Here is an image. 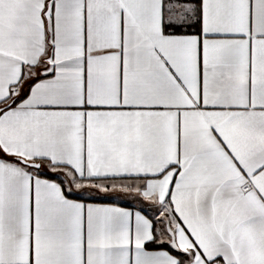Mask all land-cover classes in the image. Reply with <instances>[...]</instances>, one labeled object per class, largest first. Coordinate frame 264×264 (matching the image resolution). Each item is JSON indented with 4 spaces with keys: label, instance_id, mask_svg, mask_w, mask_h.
I'll use <instances>...</instances> for the list:
<instances>
[{
    "label": "snow or ice",
    "instance_id": "snow-or-ice-1",
    "mask_svg": "<svg viewBox=\"0 0 264 264\" xmlns=\"http://www.w3.org/2000/svg\"><path fill=\"white\" fill-rule=\"evenodd\" d=\"M0 264H264V0H0Z\"/></svg>",
    "mask_w": 264,
    "mask_h": 264
}]
</instances>
